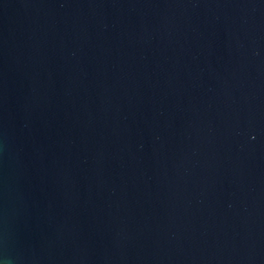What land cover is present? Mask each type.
<instances>
[{
  "label": "water",
  "instance_id": "1",
  "mask_svg": "<svg viewBox=\"0 0 264 264\" xmlns=\"http://www.w3.org/2000/svg\"><path fill=\"white\" fill-rule=\"evenodd\" d=\"M0 264H264V0H0Z\"/></svg>",
  "mask_w": 264,
  "mask_h": 264
}]
</instances>
